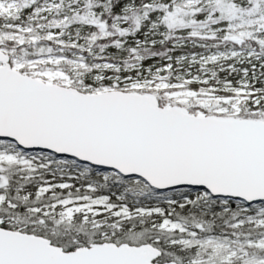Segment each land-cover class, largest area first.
Segmentation results:
<instances>
[{
    "label": "snow or ice",
    "instance_id": "6c2138e0",
    "mask_svg": "<svg viewBox=\"0 0 264 264\" xmlns=\"http://www.w3.org/2000/svg\"><path fill=\"white\" fill-rule=\"evenodd\" d=\"M0 264H264V0H0Z\"/></svg>",
    "mask_w": 264,
    "mask_h": 264
}]
</instances>
